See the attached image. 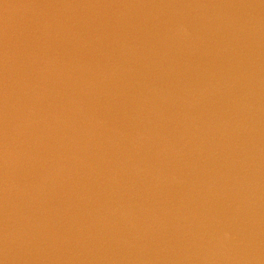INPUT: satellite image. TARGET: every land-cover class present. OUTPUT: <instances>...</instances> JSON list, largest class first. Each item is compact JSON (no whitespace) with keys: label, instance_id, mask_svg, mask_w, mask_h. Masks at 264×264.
Instances as JSON below:
<instances>
[{"label":"water","instance_id":"95a60500","mask_svg":"<svg viewBox=\"0 0 264 264\" xmlns=\"http://www.w3.org/2000/svg\"><path fill=\"white\" fill-rule=\"evenodd\" d=\"M0 264H264V0H0Z\"/></svg>","mask_w":264,"mask_h":264}]
</instances>
